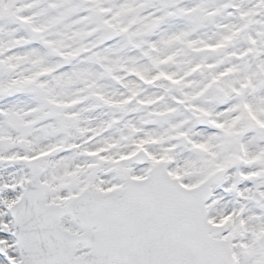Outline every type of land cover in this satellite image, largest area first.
<instances>
[{"label": "snow or ice", "instance_id": "6c2138e0", "mask_svg": "<svg viewBox=\"0 0 264 264\" xmlns=\"http://www.w3.org/2000/svg\"><path fill=\"white\" fill-rule=\"evenodd\" d=\"M0 264H264V0H0Z\"/></svg>", "mask_w": 264, "mask_h": 264}]
</instances>
